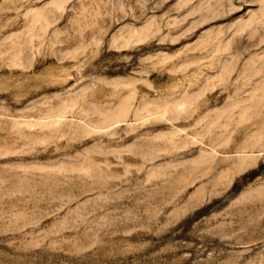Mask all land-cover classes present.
Returning <instances> with one entry per match:
<instances>
[{"label": "rangeland", "instance_id": "rangeland-1", "mask_svg": "<svg viewBox=\"0 0 264 264\" xmlns=\"http://www.w3.org/2000/svg\"><path fill=\"white\" fill-rule=\"evenodd\" d=\"M0 264H264V0H0Z\"/></svg>", "mask_w": 264, "mask_h": 264}]
</instances>
